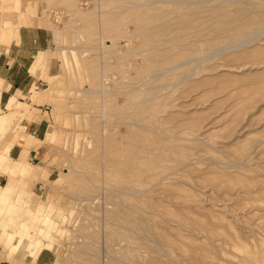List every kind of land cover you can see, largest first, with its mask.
<instances>
[{"label": "rangeland", "instance_id": "rangeland-1", "mask_svg": "<svg viewBox=\"0 0 264 264\" xmlns=\"http://www.w3.org/2000/svg\"><path fill=\"white\" fill-rule=\"evenodd\" d=\"M0 16L49 31L60 62L49 171L31 136L15 167L20 120L0 116V259L264 264V0H0Z\"/></svg>", "mask_w": 264, "mask_h": 264}, {"label": "crops", "instance_id": "crops-1", "mask_svg": "<svg viewBox=\"0 0 264 264\" xmlns=\"http://www.w3.org/2000/svg\"><path fill=\"white\" fill-rule=\"evenodd\" d=\"M9 16L14 19L13 15ZM14 23L12 20L10 22L0 20V116L10 114L13 123L20 120L22 128L17 135L9 137L11 140L9 142L12 143L10 158L20 159L26 149L28 136H31L35 141L28 150V161L47 172L49 170H46L43 161L47 152L45 147L40 145L49 132L51 111L49 98L43 95L48 90L44 77L57 76L53 71L60 67V62L52 57L53 38L49 31L31 25L14 28ZM40 59L45 60L44 64L35 68ZM12 100L21 104L20 113L9 110ZM52 174L53 171L49 176ZM8 178L9 175L2 174L0 186L6 185L9 182ZM43 178H47L45 173L31 176L29 180L27 178L28 187L32 191L42 188ZM17 180L20 181V177ZM5 181L6 184H3ZM52 257L53 255L43 251L39 255L38 263H49ZM0 264L11 263L0 259Z\"/></svg>", "mask_w": 264, "mask_h": 264}, {"label": "bare ground", "instance_id": "bare-ground-1", "mask_svg": "<svg viewBox=\"0 0 264 264\" xmlns=\"http://www.w3.org/2000/svg\"><path fill=\"white\" fill-rule=\"evenodd\" d=\"M16 100H12V102L10 103V105H9V107H14L15 105H16ZM21 160H22V157H21ZM20 161H18V160H15V167H17L18 166V163H19Z\"/></svg>", "mask_w": 264, "mask_h": 264}]
</instances>
